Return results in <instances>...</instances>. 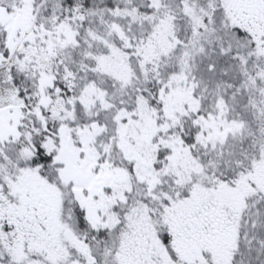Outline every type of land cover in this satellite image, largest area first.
Returning a JSON list of instances; mask_svg holds the SVG:
<instances>
[{"label":"snow or ice","instance_id":"6c2138e0","mask_svg":"<svg viewBox=\"0 0 264 264\" xmlns=\"http://www.w3.org/2000/svg\"><path fill=\"white\" fill-rule=\"evenodd\" d=\"M0 264H264V0H0Z\"/></svg>","mask_w":264,"mask_h":264}]
</instances>
